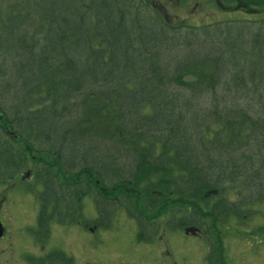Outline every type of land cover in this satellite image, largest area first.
Returning <instances> with one entry per match:
<instances>
[{
  "label": "trees",
  "instance_id": "obj_1",
  "mask_svg": "<svg viewBox=\"0 0 264 264\" xmlns=\"http://www.w3.org/2000/svg\"><path fill=\"white\" fill-rule=\"evenodd\" d=\"M20 142L68 177L32 161L44 237L53 220L101 230L124 210L148 243L162 224L144 212L166 207L168 228L207 236L215 264L219 223L264 205V15L194 23L149 0H0V180L27 168Z\"/></svg>",
  "mask_w": 264,
  "mask_h": 264
},
{
  "label": "rangeland",
  "instance_id": "obj_2",
  "mask_svg": "<svg viewBox=\"0 0 264 264\" xmlns=\"http://www.w3.org/2000/svg\"><path fill=\"white\" fill-rule=\"evenodd\" d=\"M149 2L155 4L171 21L186 19L189 22L203 23L224 16L235 18V16L264 15V0H149ZM195 75L196 70L189 72L185 77L194 79ZM20 143L29 161L27 168L23 169L20 175L11 180H0V219L3 217L7 221L9 229L14 227L24 233L27 219L31 221L37 214L36 195L42 191V187L35 185L34 180H31L32 161L44 160L55 168L60 179L66 180L68 177L52 157L45 153L33 154L23 142ZM29 180L31 184L28 183ZM127 192L133 194V199L136 200L139 208L145 211L141 199L142 193L138 192L137 188L128 186ZM227 192L232 199L240 195L236 189H229ZM207 197L211 199L214 196L207 194L204 199ZM82 201L86 220L94 219L96 210L92 199L88 197L83 198ZM11 208L16 216L13 221H9ZM154 211L144 212L145 215L160 220L162 224L152 242L142 243L136 240L137 221L131 216L128 217L122 210L114 214L108 229L97 230L92 223L83 228L81 224L63 225L53 220L50 222L51 237L49 235L47 238V245L62 247L72 256L71 264H211L209 256L211 258L212 247L204 233H194L187 228L172 230L167 226L172 210L163 207ZM181 213L183 212L177 213V216ZM218 227L222 231L224 251L215 264H264V205L255 206V213L251 217L240 219L231 215L221 221ZM209 229L213 231V228ZM19 238L20 236L12 241L15 249L20 251L23 248V252L27 250L35 255L36 251L30 246V241L25 242ZM8 242L9 240L6 239L0 242V264L23 262L20 259L17 262L13 256L8 255L10 248Z\"/></svg>",
  "mask_w": 264,
  "mask_h": 264
},
{
  "label": "flooded vegetation",
  "instance_id": "obj_3",
  "mask_svg": "<svg viewBox=\"0 0 264 264\" xmlns=\"http://www.w3.org/2000/svg\"><path fill=\"white\" fill-rule=\"evenodd\" d=\"M30 182L31 180H29L28 183ZM38 209H39V205H38ZM10 212H12L13 214L14 210L11 208ZM36 213L37 214H35V216L32 218L31 221L27 216L28 218L26 222L27 226L25 227L24 233H21V231L20 232L17 231L14 227L12 229H9L7 225V221L3 217L0 219V224L3 225V234L2 237L0 238V242H2L4 239L9 240L8 243L10 248L9 251L7 252L8 255L10 254L11 256H13L14 259L17 260V262L18 259L23 261V262H19V264H71L72 256L68 255L62 247L47 245V238L50 235L49 231L47 233V236L44 237L42 231L40 230V223L38 220L39 212L37 211ZM12 214H11V219H9V221L14 220L13 218L15 215ZM21 219H23V217ZM191 230H193L194 233L202 234L201 231H199L198 229L191 228ZM19 236H20L19 238L20 240H23L25 242L30 241V246H32L34 248L32 249L36 251L35 255L27 250L23 252V248L20 251H17L15 249L12 241L15 240V238L17 240Z\"/></svg>",
  "mask_w": 264,
  "mask_h": 264
},
{
  "label": "water",
  "instance_id": "obj_4",
  "mask_svg": "<svg viewBox=\"0 0 264 264\" xmlns=\"http://www.w3.org/2000/svg\"><path fill=\"white\" fill-rule=\"evenodd\" d=\"M3 234V225L0 224V238L2 237Z\"/></svg>",
  "mask_w": 264,
  "mask_h": 264
}]
</instances>
